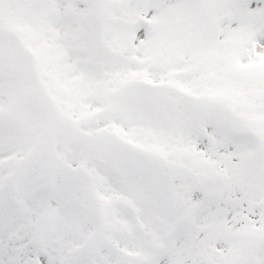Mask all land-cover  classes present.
<instances>
[{"label":"snow or ice","instance_id":"6c2138e0","mask_svg":"<svg viewBox=\"0 0 264 264\" xmlns=\"http://www.w3.org/2000/svg\"><path fill=\"white\" fill-rule=\"evenodd\" d=\"M0 264H264V0H0Z\"/></svg>","mask_w":264,"mask_h":264}]
</instances>
